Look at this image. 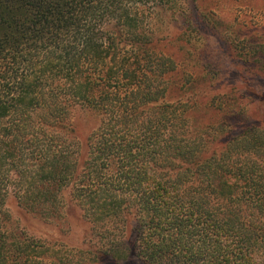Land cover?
Returning a JSON list of instances; mask_svg holds the SVG:
<instances>
[{"label":"trees","instance_id":"trees-1","mask_svg":"<svg viewBox=\"0 0 264 264\" xmlns=\"http://www.w3.org/2000/svg\"><path fill=\"white\" fill-rule=\"evenodd\" d=\"M213 1L0 0V264L68 262L14 232L10 197L50 224L76 210L93 262L264 264V94L254 114L233 88L195 94L221 86L205 28L262 74L264 43Z\"/></svg>","mask_w":264,"mask_h":264},{"label":"rangeland","instance_id":"rangeland-1","mask_svg":"<svg viewBox=\"0 0 264 264\" xmlns=\"http://www.w3.org/2000/svg\"><path fill=\"white\" fill-rule=\"evenodd\" d=\"M212 2L214 3L213 0ZM254 2L260 4L262 0H254ZM204 4V6L207 7H203V9H206V12L209 11L210 7H208V5L210 1ZM217 4L220 9L218 13H216V18L218 16L230 22L237 17L239 20L247 21L249 26L257 25V31L253 27V32L256 35V39H259L258 41L260 43H264V15H260L258 11L250 12L240 8L235 0H217ZM172 26V34L175 35V29L178 25L172 22ZM225 28V25H221L219 32L214 29L209 30L210 28L204 29L206 34H204L206 37L205 46L207 47L201 56V59L204 60V64L200 67V72L204 76L208 75L210 78H216L221 86L215 87V85L208 87L206 85H201L195 94L202 95L205 93H212V91L215 90L225 92L229 88H233V90H237L239 94H244L243 100L245 103L247 102V98H251L246 108H249V110L252 109V113L254 114L256 106L259 107L261 105L264 94V74L259 72L256 73L253 70L242 67L238 63L240 62V56L237 52L233 51L232 46L220 35V31L223 32ZM188 65L189 69H195L191 60H189ZM244 101L242 102L244 103ZM257 112V114H261L260 109ZM81 114V112L77 113V115L80 116L81 130L85 131L87 128L92 127L95 121L93 119L84 118ZM6 209L10 216V225H12L14 232L18 236L24 239L35 237L36 239L42 240L48 246L54 244L53 248H57L59 254L56 258L60 259L61 257L63 260L67 258L68 262L65 264H76L83 261L86 262V264H143L133 256L118 261L111 260L107 257H100L93 262L92 256H89L87 253L83 254L82 252L90 248L92 237L87 233V224L80 220L79 213L76 210L69 209L66 219L63 220L62 223L50 224L42 222L30 216V214L25 213L18 207L12 197L8 199Z\"/></svg>","mask_w":264,"mask_h":264}]
</instances>
